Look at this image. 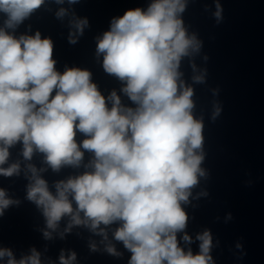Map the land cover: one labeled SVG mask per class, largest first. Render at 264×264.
<instances>
[{
  "label": "clouds",
  "instance_id": "obj_1",
  "mask_svg": "<svg viewBox=\"0 0 264 264\" xmlns=\"http://www.w3.org/2000/svg\"><path fill=\"white\" fill-rule=\"evenodd\" d=\"M42 3L0 0L5 27L14 28ZM183 8L181 0H155L147 11L128 10L98 42L105 71L127 80L123 91L138 104L135 111L122 112L115 92L109 110L87 70L58 73L52 43L42 40L39 32L16 39L0 29V142L5 145L0 147V164L9 155L7 146L21 139L26 158L35 146L46 153L53 169L77 164L83 153L74 139L76 130L88 135L82 147L95 153V171L57 184L55 196L36 178L28 198L43 206L53 229L73 211L68 193L94 229L122 220L115 237L132 251L130 264L210 261L207 232L198 237L201 253L195 256L185 254L175 236L187 220L180 202L187 200L197 174L203 175L202 156L195 152L202 144V124L191 114L192 90L178 94L180 59L190 47H199L176 17ZM86 23L80 21L77 28L82 32ZM70 42L75 39L70 37ZM16 171L17 165L0 168L8 176ZM4 197L0 190V212L11 203ZM73 221L82 222L78 215ZM5 254L11 257L10 251L0 250V257ZM8 264H40L39 254L33 250L27 259H10ZM61 264L70 261L62 256Z\"/></svg>",
  "mask_w": 264,
  "mask_h": 264
}]
</instances>
